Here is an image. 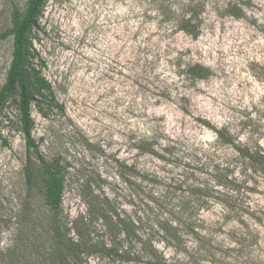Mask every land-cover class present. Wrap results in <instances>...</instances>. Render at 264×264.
Instances as JSON below:
<instances>
[{"label":"rangeland","instance_id":"obj_1","mask_svg":"<svg viewBox=\"0 0 264 264\" xmlns=\"http://www.w3.org/2000/svg\"><path fill=\"white\" fill-rule=\"evenodd\" d=\"M26 3L0 0V33ZM182 4L198 7L196 38L164 12ZM30 36L33 65L54 97L31 107V135L46 161L64 167L58 218L69 237L108 202L167 263L185 261L161 229L175 225L178 208L193 206L214 249L188 264H264V177L245 171L235 148L264 154V0H45ZM11 52L12 37L0 40V87ZM196 63L211 76L188 80L184 68ZM0 121V264H45L53 213L40 167L14 104ZM236 188L246 232L223 219L222 195Z\"/></svg>","mask_w":264,"mask_h":264},{"label":"trees","instance_id":"obj_2","mask_svg":"<svg viewBox=\"0 0 264 264\" xmlns=\"http://www.w3.org/2000/svg\"><path fill=\"white\" fill-rule=\"evenodd\" d=\"M44 2L45 0H27L23 12L13 9L10 14L11 28L0 33V40L12 37L11 61L4 83L0 87V120L5 108L11 103L14 104L26 149L34 154L40 167L43 203L53 213V218L49 221L50 243L45 264H87L85 259L89 256L110 264L137 261L141 256H148L150 264H188L190 259L195 260L199 255L211 254V250L214 249L212 234L203 232L206 230L204 221L197 215L198 209L193 206L178 208L174 219L175 225L169 221L166 227L161 229L163 240L168 246L173 247L176 253H184L187 257L185 261L175 260L167 263L162 255L157 254V250L144 232L136 231L134 221L120 218L108 202L106 208L102 207L101 212L87 222L83 231H75L76 238L69 237L66 227L58 218L63 197L64 167L60 159L46 161L31 135L33 128L31 107L37 106L38 98L45 94L54 99L50 84L33 65L35 56L30 36L31 30L41 17ZM173 6L169 5L164 11L168 21L192 38H196L198 7L189 4ZM229 13L234 17H240L242 11L232 8ZM184 74L188 80L194 82L209 78L212 72L208 67L196 63L187 64ZM204 124L209 126L206 122ZM235 148L240 157L246 159L244 170L264 177V154L250 147ZM24 176L29 183L32 179L29 158L24 167ZM242 191L239 188L230 189L228 192L234 194H223L224 201L221 203L226 208L223 219L235 218L234 220L241 224L246 232L247 224L243 214L247 207L244 208L242 203H238L240 198L238 195L243 196ZM190 242L195 244L194 249H190L188 245Z\"/></svg>","mask_w":264,"mask_h":264}]
</instances>
